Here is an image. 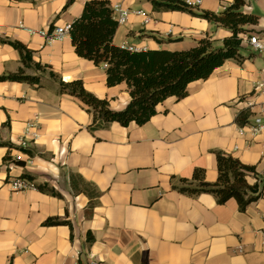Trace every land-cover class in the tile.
<instances>
[{
  "label": "crops",
  "instance_id": "obj_1",
  "mask_svg": "<svg viewBox=\"0 0 264 264\" xmlns=\"http://www.w3.org/2000/svg\"><path fill=\"white\" fill-rule=\"evenodd\" d=\"M68 1L0 0V38L23 43L35 63L64 81H83L113 110H123L130 101L126 84L109 87L105 67L79 57L69 33L48 43L36 32L71 24L89 0H74L65 9ZM109 1L152 19L145 24L131 16L114 36L117 46L182 51L207 37L222 46L231 35L189 13L155 10L151 0ZM245 2L244 10L259 21L242 35V58L192 82L185 98L159 104L141 126L112 123L91 131L92 118L81 103L59 93L57 82L34 67L27 73L40 77L39 84L0 82V141L13 145L0 146V264H264V132H240L257 111L248 103L264 101L255 89L264 81V55L247 41L252 34L264 38V0ZM233 3L203 0L197 9L220 14ZM22 67L18 51L0 42V75ZM35 115L40 138L18 163L19 140ZM217 152L255 167L247 180L262 195L245 211L235 199L220 204L210 193L180 190L195 185L197 174L217 181ZM26 176L58 195L12 192L8 182ZM48 219L61 223L46 226Z\"/></svg>",
  "mask_w": 264,
  "mask_h": 264
},
{
  "label": "trees",
  "instance_id": "obj_2",
  "mask_svg": "<svg viewBox=\"0 0 264 264\" xmlns=\"http://www.w3.org/2000/svg\"><path fill=\"white\" fill-rule=\"evenodd\" d=\"M21 1V0H14ZM74 0H69L65 9ZM155 10L180 11L207 19L228 29L231 35L226 37L222 46H216L212 38L200 39L198 45L189 50L172 51L168 49H148L131 51L114 44L113 39L119 28L109 0H89L84 4L79 18L71 23L69 34L75 53L96 65H106V83L109 87L126 84L130 101L123 110H113L108 99H102L89 92L83 81H64L48 66L35 63L33 51L19 41L0 38L1 43L9 44L18 51L23 67L16 73L0 75V82H19L35 85L40 77L27 73L34 67L57 82L59 93L77 99L83 109L92 118L89 129L95 131L106 128L112 123L127 127L131 123L144 125L157 114V106L169 98L181 100L188 95L192 82L207 80L215 69L227 60L242 58L241 49L243 34L247 26L257 25L259 18L244 10L245 0H234V3L220 14L198 11L183 0H151ZM249 112H243L238 122L247 121ZM0 146L13 147L10 143L0 141ZM27 152V150H25ZM218 179L215 183L204 181L203 174L195 175L197 183L180 190L189 195L210 193L223 204L230 199L237 200L239 207L245 211L262 193L258 184H249L247 177L255 173V167L243 164L239 159L223 152H217ZM9 156L5 158L8 160ZM22 163V161H18ZM28 178V176H26ZM29 179V178H28ZM53 195L58 193L48 187H38ZM61 222L48 219L46 226Z\"/></svg>",
  "mask_w": 264,
  "mask_h": 264
},
{
  "label": "built area",
  "instance_id": "obj_3",
  "mask_svg": "<svg viewBox=\"0 0 264 264\" xmlns=\"http://www.w3.org/2000/svg\"><path fill=\"white\" fill-rule=\"evenodd\" d=\"M203 0H188L186 1L188 5L192 7H198L201 5ZM112 9L114 12V17L117 20L119 26L125 25L128 23L129 19L131 16L136 15L140 16L143 18L145 24H149L152 19L151 17L143 10H131L129 8H126L122 3H116L112 5ZM71 28V24H67L62 27H57L54 31H46V30H41V31H36L38 32L41 36H43L48 43H52L54 41H61L65 38V36L69 33ZM249 46L261 54L264 55V38H261L257 34H252L248 36L247 38ZM122 48L129 49L131 51H140L139 49L135 47H129V46H122ZM106 69V65H104ZM255 89L257 92L264 93V81L261 83H257L255 85ZM248 106L250 110H255V116L253 123L248 124L240 129L241 133H244L248 131L250 134L253 136H257L261 133L264 132V101H250L248 103ZM40 130H41V125H40V120L39 116L35 115L31 120H29L26 123L24 132L22 137L19 140L18 146L20 150L17 152L15 156V161H23L24 160V150L29 148V145L31 143L36 142L40 138ZM31 162V161H29ZM8 185L11 189L12 192H23L27 190H38V186L30 179L25 178V177H16L12 178L9 182ZM239 252L243 251L242 247H239L237 249ZM74 258H78V253L74 254ZM79 264V263H77ZM91 264H99L96 261H93Z\"/></svg>",
  "mask_w": 264,
  "mask_h": 264
}]
</instances>
